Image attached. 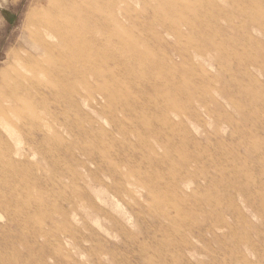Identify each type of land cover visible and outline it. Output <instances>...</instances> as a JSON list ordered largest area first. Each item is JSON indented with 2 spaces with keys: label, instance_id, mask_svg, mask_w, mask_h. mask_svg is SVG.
<instances>
[{
  "label": "rangeland",
  "instance_id": "rangeland-1",
  "mask_svg": "<svg viewBox=\"0 0 264 264\" xmlns=\"http://www.w3.org/2000/svg\"><path fill=\"white\" fill-rule=\"evenodd\" d=\"M39 2L0 0V72ZM124 4L85 77L53 51V154L19 138L41 187L0 179V264H264V0Z\"/></svg>",
  "mask_w": 264,
  "mask_h": 264
},
{
  "label": "bare ground",
  "instance_id": "bare-ground-1",
  "mask_svg": "<svg viewBox=\"0 0 264 264\" xmlns=\"http://www.w3.org/2000/svg\"><path fill=\"white\" fill-rule=\"evenodd\" d=\"M122 2L130 8L132 0H45L30 8L25 21L28 30L18 41L19 48L9 53V66L0 72V179L7 189L21 192L30 180L38 182L34 188L41 187L34 159L25 169H17L13 163L12 153L20 146V137L39 133L43 137L34 156L44 155L48 160L53 154V51L72 70L66 81L74 75L85 77L88 67L98 66L122 44L118 38ZM129 11L123 12L126 19L131 17ZM8 140L16 142L14 147ZM25 194L24 201L31 202V194ZM36 211L41 213V208Z\"/></svg>",
  "mask_w": 264,
  "mask_h": 264
}]
</instances>
